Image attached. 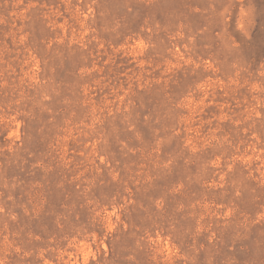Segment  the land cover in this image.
I'll list each match as a JSON object with an SVG mask.
<instances>
[{"label": "rangeland", "instance_id": "1", "mask_svg": "<svg viewBox=\"0 0 264 264\" xmlns=\"http://www.w3.org/2000/svg\"><path fill=\"white\" fill-rule=\"evenodd\" d=\"M0 264H264V0H0Z\"/></svg>", "mask_w": 264, "mask_h": 264}]
</instances>
